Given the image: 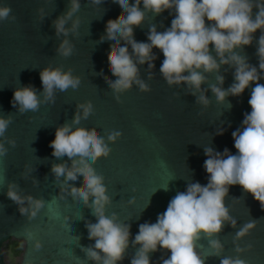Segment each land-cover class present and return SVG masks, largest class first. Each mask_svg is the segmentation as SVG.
<instances>
[{
    "label": "water",
    "instance_id": "water-1",
    "mask_svg": "<svg viewBox=\"0 0 264 264\" xmlns=\"http://www.w3.org/2000/svg\"><path fill=\"white\" fill-rule=\"evenodd\" d=\"M0 5L10 6L11 15L16 17L15 21L0 22V115L12 116L5 135L16 141L15 147L5 141L8 152L0 157V264H5L2 246L10 239L24 244L20 264H95L81 250V246L93 243L82 219L94 220L91 210L62 192L63 178L58 182L51 173L52 164L68 158L65 156L61 161L53 157L49 143L58 126L72 121L79 103L91 100L94 107L79 126L96 128L106 141L108 131L122 132L115 142H109L110 155L93 166L104 176L112 198L106 211L115 212L121 221L131 224L132 239L139 224L155 222L176 192L186 190L187 183H207L204 148L210 146L220 152L228 148L232 154L236 153L231 133L241 126L244 113L251 111L248 104L251 87L239 97L229 96L223 104L216 102L209 88V84L217 83L218 75L224 77L225 89L234 82V69L228 65H221L217 73L206 74L208 83L202 88L211 103L205 107L196 102L200 93L193 96L186 85L166 83L159 71L163 54L153 49L157 59L153 62L151 79L147 64L139 65L140 78L151 91L141 92L134 84L117 102L99 74L103 70L111 76L107 53L114 41L100 43L99 39L106 22L121 13L118 4L105 0L94 5L90 0H80L79 11L65 25L70 29L72 21L79 18L78 29L67 37L56 35L53 21L67 11L69 0H0ZM38 9H43L42 17ZM172 18L169 11L158 16L149 12L144 24L134 28L135 38L146 41L149 24L164 31L171 26ZM260 34L258 30L252 45L240 51L257 68L256 41ZM64 39L75 46L68 58L56 52ZM49 65L63 66L65 70L71 67L73 74L81 78L79 88L57 92L55 103H42L37 112L19 113L11 104L14 89L31 84L42 93L39 73ZM260 83L264 84V79ZM220 129H224L223 135L216 134ZM82 181L80 177L70 183L79 187ZM9 183L17 184L22 196L46 201L34 219L21 215L20 206L6 196ZM166 187L168 191L164 190ZM226 205L236 227L226 224L216 237L224 246L219 257L213 254L206 239L198 241V250L207 257L205 264H220L224 256L235 257V233L251 220H256V228L237 242L241 247L252 245L241 258L247 264H264V210L259 202L236 185L230 188ZM24 206H28L27 202ZM36 240L42 244L38 250L34 248ZM134 253L130 244L120 264H130ZM169 254L163 250L151 253L152 264H161V256L166 258Z\"/></svg>",
    "mask_w": 264,
    "mask_h": 264
},
{
    "label": "clouds",
    "instance_id": "clouds-1",
    "mask_svg": "<svg viewBox=\"0 0 264 264\" xmlns=\"http://www.w3.org/2000/svg\"><path fill=\"white\" fill-rule=\"evenodd\" d=\"M90 2L100 5L105 0ZM112 3L118 4L122 11L106 22L105 32L99 39L100 43L114 41L107 53L111 76L105 75L103 70L99 74L111 88L116 101L120 102V96L134 84L141 92L151 91L140 78L139 65L147 64L151 79V70L155 68L153 62L157 59L153 49L163 54L159 71L166 83L169 86L186 85L193 96L200 93L196 102L205 107L211 103L202 88L208 83L206 74L217 73L221 65H228L234 69V82L225 89L224 77L218 75L217 83L209 84V88L216 102L223 104L229 96L239 97L251 87L248 100L251 111L244 113L241 126L231 133L236 153L232 154L228 148L223 152L210 146L204 148L207 158L203 168L207 183H187L186 190L176 192L155 222L139 224L134 239L131 238V224L121 221L115 212L109 214L106 211L112 198L104 176L93 166L110 155L109 142H115L122 132L108 131L106 141L96 128L79 126L80 121L94 111L91 100L79 103L72 121L56 128L54 139L49 143L51 155L61 161L66 156L68 160L52 164L51 173L58 182L63 178L62 192L91 210L94 220L82 219L88 239L93 243L81 246V250L95 264H120L130 244L135 248L130 264H152L150 254L160 250L170 253L166 258L161 256V264H205L207 257L198 250V241L206 239L213 254L219 257L224 246L216 237L226 224L236 227V220L226 205L232 186H240L264 210V84L260 83L264 79V0H112ZM80 6V0H69L67 11L53 21L58 37L61 34L67 37L69 32L77 31L79 18L72 21L70 29L65 25ZM253 9L257 11L254 13ZM165 11L173 16L170 27L157 31L156 25L151 23L146 41L135 38L134 28L144 24L149 12L158 16ZM38 12L42 17L43 9ZM11 13L10 6L0 5V22L15 21L16 17ZM258 30L261 33L256 41L259 68L251 65L247 56L240 55L245 46L252 45ZM74 47L64 39L56 52L68 58ZM39 76L42 93L31 84L14 89L11 104L19 113L37 112L42 103L54 104L57 92L77 90L81 84V78L73 74L71 67L65 70L63 66L49 65L40 70ZM228 104L231 108V103ZM11 123V115H0V138H3L0 140V157L8 152L5 141L16 146V141L5 135ZM223 133L224 129H220L216 134ZM80 177L83 178L81 186L70 183ZM164 190L168 191V187ZM6 196L19 205L20 214L28 215L29 219H34L46 203L43 198L22 196L15 183L8 184ZM256 226V220L240 226L233 238L237 255L222 257L220 264H247L241 254L252 245L241 247L237 242ZM41 247V242L36 240L34 248Z\"/></svg>",
    "mask_w": 264,
    "mask_h": 264
},
{
    "label": "trees",
    "instance_id": "trees-1",
    "mask_svg": "<svg viewBox=\"0 0 264 264\" xmlns=\"http://www.w3.org/2000/svg\"><path fill=\"white\" fill-rule=\"evenodd\" d=\"M23 249V242L15 239L6 241L2 246L3 253L6 251V253L12 255L13 257H21Z\"/></svg>",
    "mask_w": 264,
    "mask_h": 264
},
{
    "label": "rangeland",
    "instance_id": "rangeland-1",
    "mask_svg": "<svg viewBox=\"0 0 264 264\" xmlns=\"http://www.w3.org/2000/svg\"><path fill=\"white\" fill-rule=\"evenodd\" d=\"M5 264H20L21 257H13L12 255L4 252Z\"/></svg>",
    "mask_w": 264,
    "mask_h": 264
}]
</instances>
